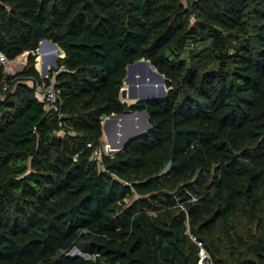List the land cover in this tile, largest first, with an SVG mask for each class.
<instances>
[{"label": "trees", "instance_id": "16d2710c", "mask_svg": "<svg viewBox=\"0 0 264 264\" xmlns=\"http://www.w3.org/2000/svg\"><path fill=\"white\" fill-rule=\"evenodd\" d=\"M43 40L64 55L48 78ZM0 53H29L0 66V264H198L191 237L264 264V0H0ZM140 60L163 102L121 101ZM29 79L54 80L64 118ZM126 111L152 130L92 160Z\"/></svg>", "mask_w": 264, "mask_h": 264}, {"label": "water", "instance_id": "95a60500", "mask_svg": "<svg viewBox=\"0 0 264 264\" xmlns=\"http://www.w3.org/2000/svg\"><path fill=\"white\" fill-rule=\"evenodd\" d=\"M46 50H56L58 52V55L52 54V55L44 56V58H46V59H51V58L58 59V58H60L58 56L64 57V55H62L61 49L57 45H55L54 43H52L49 40H43L41 42V44H40V46L38 48L37 54H39L40 52H44ZM28 58H29V54H28L27 59ZM51 65L54 68H56L57 67L56 61L53 60L51 62ZM140 67H147V68H149V70L151 72H152V70L150 69L151 67L153 69H155V67L151 64V62L147 61V60H140V61H138V62H136L134 64L128 65V67L126 69L127 70V76L124 79L123 88H122V90L120 92L121 101L123 102L125 99H132V100H137V101H135V103L138 102V101L163 102L165 100V98L167 97V94H168V89L166 90V85H165L167 79L165 78V76L160 74L156 69H155V72H152V73H153V75L158 77L163 83V93H162V95H159L155 91H145V90H142V89L140 90L136 86L132 85V83L135 80V76L138 73L137 72V68L140 69ZM48 74H49V69L47 68V65H44V68H43V70L41 72V76L42 77H47ZM126 81L131 83V85H132L131 86V92L129 94L127 93L126 89L124 88V85H125ZM129 117H132V118L145 117L147 125H146L145 128L142 127V126H139L138 128H134L133 130L127 131L124 134V136L122 137V140L120 141V143H118V148H120V150L113 152V154L115 156H118V155L122 154L123 151H124V148L130 142L143 139L144 136L147 134V131L149 133L152 130L151 124L149 122V116H148V113L146 111H142V112L126 111V112L121 113V114H112L111 116L105 118V120L102 123L103 134H104V132L106 130H109L108 125L104 126V122H106L107 120L113 119L114 122L116 123L120 119H123V120L126 121V118H129ZM169 167L170 166H168L165 169V171H167L169 169ZM71 256H81V257H84L86 259H93V257H91V256L81 254L76 248L72 251Z\"/></svg>", "mask_w": 264, "mask_h": 264}, {"label": "rangeland", "instance_id": "374dc122", "mask_svg": "<svg viewBox=\"0 0 264 264\" xmlns=\"http://www.w3.org/2000/svg\"><path fill=\"white\" fill-rule=\"evenodd\" d=\"M184 3L186 4V0H184ZM39 56H40V53L37 54V60H36L37 61V65L39 64ZM27 57H28V54L26 53L23 56H21L20 58H18L17 60L10 61L8 66H4L6 71H7V73L13 75V74H15L17 72L22 71L24 69L23 68L24 65H22L21 62H28ZM58 57H61V56H58ZM53 60L57 61V59H54V58H51V59L44 58L43 59V67H38L36 65V67L39 70V72L40 73L42 72V70L44 68V65H47V68L49 69V72L51 71V69H54V67L51 65V62ZM154 71H155V69H154ZM137 72L141 73L142 78L140 80H137L138 74H136L135 80L132 83V85L136 86L140 90L142 89V90H145V91H148V90L149 91H155L159 95H162V93H163V83L158 77L153 75V73L149 70V68L140 67V69L137 68ZM47 76H49V74ZM132 85H131V83L126 81V88L125 89H126L128 94L131 92V86ZM165 85H166V83H165ZM153 87H154V89H153ZM157 87H159V88H157ZM166 90H167V88H166ZM124 101L123 102L128 104V105H132L137 100L125 99ZM104 124H105V122H104ZM108 125H109L108 126L109 130H106V132H104L103 138H102V144H103V146H105V140H106L105 139V137H106L105 135H108L110 143L114 147L118 148V143H120V141L122 140V137L124 136V134L127 131L133 130L134 128H138L139 126H142V127L145 128L147 123H146V118L145 117H139V118L129 117V118H126V121L123 120V119H120L116 123L114 122L113 119H111L110 122H108ZM147 133H148V131H147Z\"/></svg>", "mask_w": 264, "mask_h": 264}, {"label": "built area", "instance_id": "2783aa9c", "mask_svg": "<svg viewBox=\"0 0 264 264\" xmlns=\"http://www.w3.org/2000/svg\"><path fill=\"white\" fill-rule=\"evenodd\" d=\"M9 62L10 61L8 60V58L3 53H0V66H8ZM21 64L24 65L23 68L27 66V62H21ZM42 78H48V76ZM27 84H29L31 87L36 88L39 100L46 103V108L48 109V111L55 110L56 112H58L59 119L64 118L62 110L59 108L60 91L55 88L54 80H51V83L48 84L45 80H43L42 82H38L34 79H29L27 81ZM60 127H63L62 123L60 124ZM89 147H92V145H89ZM103 155H107L110 157L115 156L113 152L107 151L106 147L102 144V148L94 152L92 160L101 162ZM191 238L200 249L198 264H214L211 260L210 254L205 249L203 243L197 241V239L194 237Z\"/></svg>", "mask_w": 264, "mask_h": 264}, {"label": "bare ground", "instance_id": "6f19581e", "mask_svg": "<svg viewBox=\"0 0 264 264\" xmlns=\"http://www.w3.org/2000/svg\"><path fill=\"white\" fill-rule=\"evenodd\" d=\"M52 54H56L58 55V52L56 50H46L44 52H40V56H39V64L37 65L38 67H43V59H44V56L46 55H52ZM50 67V66H49ZM144 68V67H143ZM152 70V72H155L154 69L151 67L150 68ZM138 74V77H137V80H140L142 78V75L141 73H137ZM144 78V77H143ZM144 80V79H143ZM143 82V81H142ZM141 82V83H142ZM143 84V83H142ZM160 84V83H159ZM161 85V84H160ZM125 86V85H124ZM138 86V85H137ZM141 86V85H140ZM160 87V86H159ZM157 87V88H159ZM146 88V87H145ZM154 89V87H153ZM152 89V90H153ZM149 91V90H148ZM111 119L107 120L104 124V126L108 125V122H110ZM109 126V125H108ZM106 132V131H105ZM105 147L107 149V151L109 152H114V151H119L120 148H117V147H114L111 143H110V140H107V142L105 143Z\"/></svg>", "mask_w": 264, "mask_h": 264}, {"label": "crops", "instance_id": "0c3cea01", "mask_svg": "<svg viewBox=\"0 0 264 264\" xmlns=\"http://www.w3.org/2000/svg\"><path fill=\"white\" fill-rule=\"evenodd\" d=\"M62 55H63V53H62ZM106 137H105V143L107 142V140H109V137H108V135H105Z\"/></svg>", "mask_w": 264, "mask_h": 264}, {"label": "clouds", "instance_id": "9594fccd", "mask_svg": "<svg viewBox=\"0 0 264 264\" xmlns=\"http://www.w3.org/2000/svg\"><path fill=\"white\" fill-rule=\"evenodd\" d=\"M27 54H29V53H27Z\"/></svg>", "mask_w": 264, "mask_h": 264}]
</instances>
